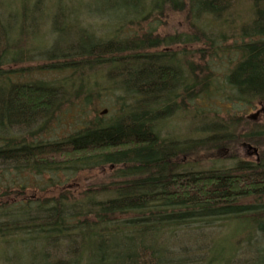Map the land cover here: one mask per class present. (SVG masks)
I'll return each mask as SVG.
<instances>
[{
    "label": "trees",
    "instance_id": "obj_1",
    "mask_svg": "<svg viewBox=\"0 0 264 264\" xmlns=\"http://www.w3.org/2000/svg\"><path fill=\"white\" fill-rule=\"evenodd\" d=\"M111 1L127 13L112 34L75 26L70 49L33 66L43 0H0V163L18 180L50 179L33 189L1 185L0 244L19 264V248L27 264H264V120L229 111L264 108V0H251L248 20L234 15L240 0ZM52 6L57 33L64 15ZM170 13L185 14L186 33H156ZM50 69L73 75L33 79ZM86 70L106 79L75 87ZM102 85L120 94L110 122L38 138L63 106L97 100ZM177 119L192 129L182 139ZM14 127L33 141L12 135ZM244 143L258 158L238 155Z\"/></svg>",
    "mask_w": 264,
    "mask_h": 264
},
{
    "label": "rangeland",
    "instance_id": "obj_2",
    "mask_svg": "<svg viewBox=\"0 0 264 264\" xmlns=\"http://www.w3.org/2000/svg\"><path fill=\"white\" fill-rule=\"evenodd\" d=\"M10 1V0H7ZM241 2L235 7L236 10L239 12L234 11V15H238L241 19H249L251 18L252 14L250 13L249 9L251 10L252 1L251 0H240ZM246 1V2H245ZM238 1L236 0L235 4ZM44 3V15L40 19L36 15L35 18H39L37 20V23L41 25L42 30L39 33H35L33 38H35V42L32 44L36 46L40 52H34V58L36 61L34 62L33 66H36V63L44 64L47 63L44 60L48 58V55H54L58 54L61 49H67L71 47V44L74 43V36L76 35L75 30L73 27L79 26L81 29L86 30L89 26L93 28L92 31L88 33L89 35H96L105 36L106 34H112L114 31H110L109 28H112L111 25L116 22L118 19L123 17V19H126V11L121 9V6L114 5L111 0H43ZM55 5L58 9L59 5H61L62 13L64 15V19L62 22L59 21V32L52 31L50 24L53 27L54 19L53 16H51V11H53V6ZM52 6V7H50ZM49 10L47 12L46 10ZM249 12V13H248ZM234 16H232L233 18ZM51 21V23H50ZM34 24H36L34 22ZM47 24V25H46ZM148 23L146 26V29H144L145 32L148 31ZM148 27V28H147ZM190 28L187 18L185 17V14H173L170 13L168 16H163V19H160V22L156 28V33L158 35H164V36H172L176 34L186 33L187 30ZM94 33V34H92ZM122 33V32H120ZM131 33V32H130ZM134 34V33H133ZM132 34V35H133ZM111 36V35H110ZM120 37H125V33L119 35ZM73 40V41H72ZM82 41V40H81ZM88 44L92 43L91 39H88ZM231 44V43H228ZM45 53H44V52ZM58 51V52H56ZM37 57V58H36ZM38 59V62H37ZM188 60L193 61L195 65L200 64L203 65L200 61H198L197 57L194 56L192 59V56L188 58ZM211 61V65H212ZM56 63V62H55ZM59 63V61H57ZM215 64V63H214ZM228 66V63L224 60L221 64H216L215 70L223 73V71L226 70ZM73 75L71 70H67L66 72L56 71V70H48V71H38L33 75V79L35 80H42L44 82H59L63 80L64 78H67L69 76ZM27 79V77H25ZM102 79V76L100 77ZM106 79V76H104L103 80ZM102 80V81H103ZM99 79L98 72H93L90 74L88 70H86V73L82 79H79V81H75V84H77L75 87H81V84L86 87L87 85L90 86V90L94 89L95 84L102 82ZM96 82V83H95ZM95 83V84H94ZM79 84V86H78ZM104 87L102 85L101 89V95L97 97V100L91 101V103H84L78 102L75 104H67L62 107V110L60 112L61 120L59 122H55L56 120H51L47 124V128L44 130V133L38 138H41V140L47 142V141H54V140H61L64 137H67L74 132L82 129L85 125L98 121L99 118H102V123L110 122L113 117L116 114V106H117V97L120 95L117 93L116 96H111L110 94L106 93L104 90ZM81 103V104H80ZM222 104V103H221ZM223 105V104H222ZM223 109H225L223 105ZM264 108H261L260 106H257L255 108H249V107H240L239 105H233L230 107V112H238V116H242L243 118H247L251 116L250 121L256 122L257 119L259 122L264 120V113H262V116L260 118H254L253 116L261 114V112ZM103 111H107L106 114L101 115ZM184 119H177L176 120V128H178L177 134L182 139L183 137H186V135L191 134L192 129L187 128V126H183L182 122ZM36 127L32 130L36 131ZM175 130V129H174ZM12 135L17 136H23L25 137L28 142L33 141V137H31L34 134L28 133L25 130L16 129L15 127L11 129ZM34 133V132H33ZM35 140V139H34ZM2 144L0 143V146ZM238 149L240 150L238 152V155H240L241 158L244 159H255L258 158L256 156L257 150L250 145L247 146L246 143L239 145ZM229 156V148L226 151V154L223 155V153L220 154V157H226ZM256 156V157H255ZM222 159V158H221ZM220 159V160H221ZM225 162V160L223 161ZM227 165L231 164L232 162L227 160ZM209 166V165H208ZM9 167V168H8ZM13 166H4V164L0 163V187L3 184H6V181H8V185L10 182V185L13 184V181L20 183L29 184L30 189H33V185H40L41 187L45 186V184H48L50 179L45 177L43 180L41 178H38L35 175H28L25 174L20 177L18 180V175L16 173L12 172ZM62 176V177H61ZM59 175V177L55 176V179L61 180V183H64L63 175ZM18 183V184H20ZM187 233H182V235H188ZM181 235V236H182ZM187 241V240H186ZM183 245H188L187 243H182ZM16 247V246H15ZM9 246L0 244V264H7L5 262L6 257L10 258V262L8 264H19L18 257H16V262L13 263V254L14 251L11 250ZM19 255H21L22 259H24L27 263H31V258L28 251H25L22 248H19ZM62 254V253H60ZM59 254V256H60ZM63 257L68 258L66 254L63 255Z\"/></svg>",
    "mask_w": 264,
    "mask_h": 264
},
{
    "label": "water",
    "instance_id": "obj_3",
    "mask_svg": "<svg viewBox=\"0 0 264 264\" xmlns=\"http://www.w3.org/2000/svg\"><path fill=\"white\" fill-rule=\"evenodd\" d=\"M262 111H264V109H263ZM106 113H107V111H104V112H103V114H106ZM258 116H259V114H258V115H255V117L253 116V119L256 118V117H258ZM251 118H252V117H251ZM255 151H256V150H255Z\"/></svg>",
    "mask_w": 264,
    "mask_h": 264
},
{
    "label": "flooded vegetation",
    "instance_id": "obj_4",
    "mask_svg": "<svg viewBox=\"0 0 264 264\" xmlns=\"http://www.w3.org/2000/svg\"><path fill=\"white\" fill-rule=\"evenodd\" d=\"M255 117V116H254Z\"/></svg>",
    "mask_w": 264,
    "mask_h": 264
}]
</instances>
